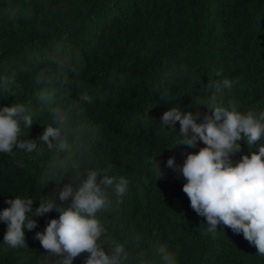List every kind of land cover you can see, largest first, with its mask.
<instances>
[{"label":"trees","instance_id":"1","mask_svg":"<svg viewBox=\"0 0 264 264\" xmlns=\"http://www.w3.org/2000/svg\"><path fill=\"white\" fill-rule=\"evenodd\" d=\"M40 73L53 83L38 85ZM11 74L15 84L0 92V106L24 103L36 112L22 138L42 135L57 108L73 127L91 124L95 135L86 145L92 158L74 160L63 178L50 181L55 153L44 144L33 153L0 154V210L15 196H30L35 209L65 183L75 189L73 178L80 172L83 180L85 167H107L128 180V190L117 197L109 189V207L97 215L109 242L141 236L138 246L128 245V264H155L152 251L161 245L178 264H264L242 234L222 224L206 233L182 191L184 179L166 167L169 158L181 165L204 145H174L175 131L159 124L170 107L206 122L213 94L218 105L264 111V0H0V87L11 86ZM225 78L232 87L216 93L210 85ZM42 87L50 98H37ZM82 135L88 137L86 128ZM254 150L242 140L233 164ZM58 215L33 217L37 227L24 231V246L0 243V264H51L57 257H46L35 233ZM5 227L0 223V242Z\"/></svg>","mask_w":264,"mask_h":264},{"label":"clouds","instance_id":"2","mask_svg":"<svg viewBox=\"0 0 264 264\" xmlns=\"http://www.w3.org/2000/svg\"><path fill=\"white\" fill-rule=\"evenodd\" d=\"M10 78L11 86L0 87V92L14 86L15 74ZM36 83L51 85L53 81L40 73ZM232 83L225 78L210 87L218 93L221 89H230ZM37 98L50 97L43 89ZM77 104L83 112L81 103L77 101ZM205 106L211 109V116L205 113L204 123H197L199 113L179 107H170L160 117L159 124L164 130L169 129L166 132L175 131L177 143L174 145L189 148H195L198 142L204 145L199 151L188 154L181 165L169 158L166 167L178 171L184 179L182 191L190 208L206 221V233H216L217 226L222 224L233 234H242L258 254L264 255V111H240L232 104L218 105L215 94ZM35 116V110L24 103L0 106V154L33 153L38 150V142L44 144L55 153L46 174L48 181L57 174H62L63 178L74 160L92 158L91 152L86 151V145L95 135L91 124L85 122L73 127L63 109L57 108L52 112L53 123L44 126L42 135L36 140L22 138V126L29 129ZM85 128L87 138L82 135ZM242 140L248 147L255 146V150L241 155L233 164L231 155L240 151ZM17 164L23 167L19 160ZM153 167L160 175L158 166ZM108 172L107 167H85L83 180L79 179L80 172L73 178L77 184L75 189L71 183H65L54 195L41 197L35 209L30 196L6 200L8 207L0 210V223L6 226L0 243L13 248L24 246V231L37 227L33 217L54 210L58 218L49 220L43 233H35L42 248L47 250L46 257H57L51 264H73L81 253L88 254L84 264H128V245L138 246L141 236L136 234L124 242H109L106 224L97 215L109 207V189L117 197H123L128 190L125 177ZM57 199L60 204L56 203ZM66 201L69 202L67 207L63 204ZM104 245H108L107 251ZM152 256L155 264H178L176 256L163 245L155 247Z\"/></svg>","mask_w":264,"mask_h":264}]
</instances>
